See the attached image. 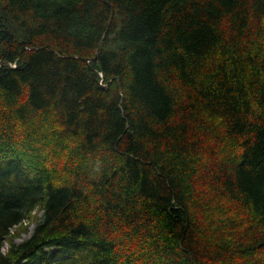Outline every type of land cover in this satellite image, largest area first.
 <instances>
[{
    "label": "trees",
    "instance_id": "obj_1",
    "mask_svg": "<svg viewBox=\"0 0 264 264\" xmlns=\"http://www.w3.org/2000/svg\"><path fill=\"white\" fill-rule=\"evenodd\" d=\"M0 264H264V0H0Z\"/></svg>",
    "mask_w": 264,
    "mask_h": 264
},
{
    "label": "rangeland",
    "instance_id": "obj_2",
    "mask_svg": "<svg viewBox=\"0 0 264 264\" xmlns=\"http://www.w3.org/2000/svg\"><path fill=\"white\" fill-rule=\"evenodd\" d=\"M45 128H47V126H46ZM39 129H40V128H39ZM42 131L45 132L44 127L42 128ZM19 139L22 140L21 138H19ZM26 143H27V142H26ZM42 145H43V144H42ZM42 145H39V148L43 149ZM70 154H71V152H70V150L68 149L66 155L64 156V158H63V157L60 158L61 161H57V163H53V162H52L51 165L56 164V167H57L56 169H57V170H58L60 167H63V166H62V163H63V164L65 163V167H66V164H67L66 161H67V159H68V158L66 159V157H69ZM72 160H73V159H72ZM32 215H37V216H39L40 213H39V212H36V213H34V214H32ZM34 225H35V223L33 222V218H30V219H27V220L22 221V224H21V225H19V226H17V227H14L13 230H12V232H13L14 235H15L14 240L18 242V241H20V240H22V239L28 237L29 234L31 233V231L33 230ZM19 227L22 228L23 231H22V230L20 231V230H19ZM5 248H7V247H6V243H5Z\"/></svg>",
    "mask_w": 264,
    "mask_h": 264
},
{
    "label": "water",
    "instance_id": "obj_3",
    "mask_svg": "<svg viewBox=\"0 0 264 264\" xmlns=\"http://www.w3.org/2000/svg\"><path fill=\"white\" fill-rule=\"evenodd\" d=\"M112 16H113V9H112V11H111V18H112ZM111 18H110V20H111ZM99 51V47L97 48V50H96V53ZM94 60H97V58H96V56L93 58Z\"/></svg>",
    "mask_w": 264,
    "mask_h": 264
}]
</instances>
